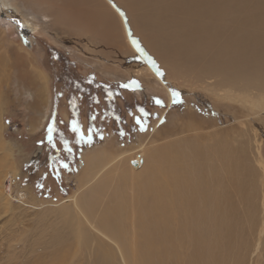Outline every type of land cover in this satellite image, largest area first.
I'll list each match as a JSON object with an SVG mask.
<instances>
[{"label":"rangeland","instance_id":"obj_1","mask_svg":"<svg viewBox=\"0 0 264 264\" xmlns=\"http://www.w3.org/2000/svg\"><path fill=\"white\" fill-rule=\"evenodd\" d=\"M62 1L0 0V264H99L103 259L123 264L115 245L93 232L80 235L82 229L77 227L76 211L68 204L82 181L86 168L84 158L102 148L114 154L132 152L143 146L137 158V169L133 172L129 165L130 170L124 169L118 174V179L128 186L127 201L130 202L121 198L123 189L117 196V204L120 203V209L126 212L128 233L133 237L127 247L129 257L121 243H116L127 264H133L132 251L135 254L144 252L145 247L152 245L153 234L177 235L180 223L182 230H190L191 219L180 216L177 204L169 201V213L165 218L162 213L153 212V207L157 202L165 207V196L168 197L169 192L189 196L199 190L200 187L190 184L191 187L179 190V179L172 174L187 168L188 157H195L203 174L218 171L224 177L222 162L214 155L212 142L240 148L243 160L251 168L255 165L257 170L254 171L259 174H249L244 181L252 190L253 199H249L242 186L236 183L224 181L221 184L226 192L209 197L213 201L216 220L220 225L229 220L227 226L238 236L239 243L248 238V233L243 232L247 224L260 230L261 209H264V81L258 77L264 78V38L247 44L248 49L258 50L253 57L250 55L249 59L248 53L243 55V62L247 61L254 74V77L245 78L244 84L248 86L244 87L226 67L214 68L208 72L209 79L202 80V77L199 80L197 70L201 65L190 73L189 64L177 55L175 57V48L164 44L175 45L177 39L172 27L150 28L146 21L138 20H145L138 8L131 16L119 1L117 4L114 0H91V5L97 6L111 25L112 38L106 29L99 32V26L83 23V20L76 23L66 7L58 4L70 0ZM261 1L250 0L245 9H264V5L259 4ZM245 9H239L233 17H245ZM64 15H71V19ZM204 22L215 28L217 18L205 16ZM157 31L163 32L156 39L155 34L150 33ZM166 31L168 36L161 35ZM40 40L82 66L88 77L107 84L114 96L121 94L125 99L126 95L143 108V112L137 110L126 114L115 130L103 136L99 145L80 153L76 173L64 180L71 192L66 198L61 196L50 178L47 161L41 158L42 132L50 119L52 104L51 78L42 68L44 49ZM61 115L64 121L68 120L65 110ZM81 132L83 137L89 135L87 125L82 126ZM191 147H202L205 152L199 157L197 151H188V157H185L186 150ZM183 149L185 152L181 154L179 151ZM167 153L172 159H164L168 158ZM145 171L149 178L152 173L158 178L150 192L135 185L138 182L136 175ZM8 174L13 177L10 196L4 187L11 180ZM208 184L219 185H203L207 188ZM89 190L90 187L86 191ZM114 191L115 187L109 186L96 194V200L92 201L96 213L113 201L109 194ZM137 202L147 204L140 206ZM86 203L90 202L82 204ZM232 205L236 212L225 213ZM254 206L260 218L259 225L254 211H250ZM145 210L149 213L143 214ZM247 213L253 215L250 220H247ZM101 214L93 217L99 219ZM143 215L153 218L154 223L159 215L158 225L164 227L151 230L147 242L135 243L136 234L145 236L144 223L140 220ZM262 237L252 254L246 241L245 246H241L242 253L250 258L248 264L254 260V264H264V234ZM183 240L191 251L187 239Z\"/></svg>","mask_w":264,"mask_h":264},{"label":"bare ground","instance_id":"obj_2","mask_svg":"<svg viewBox=\"0 0 264 264\" xmlns=\"http://www.w3.org/2000/svg\"><path fill=\"white\" fill-rule=\"evenodd\" d=\"M90 1L91 0H70L69 3L65 1L67 5L64 4L65 2L62 3L64 5L60 2L58 4L66 7L68 10L67 12L72 15L74 20H76V23L82 20L83 23L84 21L89 22L93 26H99V32H102V30L105 29L110 31L112 33L111 35L109 32L110 36L114 38L113 29L104 19L103 15H101L100 12L102 11L97 6L91 5ZM114 1L117 4L118 1L121 2L123 10H128L126 12L127 14H131V16L133 14L135 15L136 8L140 9L142 15L145 17V20L142 18L138 20L144 22L146 21V25L150 26V28L169 26L172 27L173 30L175 29L174 34L177 39L175 40V45L171 46L168 43L164 44L168 47L175 48V57L178 56L189 64L187 65L190 68V73L196 71L199 64L201 65L199 66L200 69L197 70L199 71L198 75H200L199 80L202 79V77V80L209 79L208 72L214 68L226 67L231 70L235 79L241 81V84L244 87L248 86L246 83L244 84L245 78L247 77V79H249L248 76H253L254 74L253 70H250L251 67L246 63L247 61L243 62V55L248 53L249 59L250 55L253 57L258 50L248 49L249 47H247V44L249 42H258L259 39L264 38V9L254 11L252 10L254 8L248 9L247 7L246 10L245 6L250 2V0ZM259 4L264 5V0H262ZM239 9H245L247 11V13L245 12V17L239 19L234 18L233 15L236 14ZM67 12L63 11V13L66 14ZM225 13H227L226 17L224 16ZM71 15H68L70 19ZM64 16L63 17L66 19L69 18L66 15ZM205 16L208 18H217V25L215 28L212 24L204 22ZM226 25L228 28L223 29L222 27ZM212 29L214 30L208 32ZM162 32L159 31V33ZM159 33L157 31L150 33V35L155 34V38L157 39ZM164 33L165 34L161 35L168 36V31ZM94 40L97 41V39ZM262 66L264 69V59L262 61ZM262 77L259 76L258 78L263 79L264 81V78ZM260 81L261 80H259V82ZM37 91H39V89H37ZM212 144V151L214 155L222 162L221 170L225 172L224 177L218 171L203 174L197 167L198 165L195 157L190 158L187 156L188 151H197L198 156L202 157V154L205 152L202 147H191L186 150V152L185 149H183L179 152L181 154H184L185 152V157H188V165L186 169H181L182 172L172 173L179 179L177 188L181 190L183 187H191L189 186L190 184L194 185L196 188L200 187L199 190L189 196L186 193H179L178 195H175L170 194L169 192L168 197L165 196V207H163V204L160 202L155 203L153 207V212L159 213V215L162 213V216L165 218L169 213V207L167 206L169 201L177 204L181 210L180 216L184 218L189 217L191 219L190 230H182L180 228L182 223H180L177 235L172 234L170 236H161L158 233L153 234L152 237L158 239L156 241L154 239L151 246L145 247L144 252L138 251L135 254L132 251L134 259L133 264H248L250 261L248 254L242 253L241 246H245L246 241L252 249V254L256 248L255 246L257 242L260 240L262 241V235L264 234V209H261L262 225L260 230L250 224H247L243 232L245 233L246 231L248 233V238L239 243L238 236L233 233L231 227L227 226L230 221L226 219V222L220 225L218 220H216L213 201L210 200L209 197L216 193H220L221 195L224 194L226 190L221 184H223L224 181H228L242 186V190L248 194L247 197L249 199H253V194L251 195L252 190H249L248 185L244 184V181L249 174H253V176H258L259 174L257 175L258 172L256 173V171H254L257 170L256 167L254 169L255 165L251 168L246 161L243 160L240 148H233L228 144H221L219 141L212 142ZM141 147L143 146L138 147L132 152L124 151L121 153L116 152L114 154H111L105 148H102L85 157L84 162L86 163V168L82 181L78 183V188L73 198L68 203L76 211L78 220L77 227L82 229L79 230L80 235L93 232L101 236L109 243L115 245L119 250L123 264H127V262L116 241L121 243L123 251L128 256L127 247L128 244L132 242L133 237H130L128 233L129 226L127 224L128 218L125 216L126 212L120 209V203L117 204V196L123 189L124 190L121 192V198L125 199L126 202L130 204V202L127 201L128 186L125 182L118 179V174L121 170H130L127 168L129 165L133 167V172L137 169V158L140 154ZM158 149L159 148L155 149L154 152ZM116 151H119L118 148ZM167 154L168 158L166 157L164 159H172L171 154ZM128 156L129 159L126 160ZM260 159L261 158H259V160ZM123 161L125 162L119 166V164ZM262 162L263 161H259V163ZM262 174L264 177V173ZM8 176L12 181L9 180V183L3 186L5 187L6 193L10 196L13 177L10 176V174H8ZM80 178L81 177H79V179ZM136 178L138 179V182H135V185L140 187L141 190H146L147 192L151 191L154 180L158 179L154 173H152L149 178L146 171L136 175ZM206 183H216L219 185L216 186L208 184V187L205 188L206 185L203 184ZM109 186L115 187L116 190L109 194V197H112L111 199H113V201L108 205H105L104 209L100 212L102 214L99 216V219H97L93 216L99 215L100 213H96L92 208V201L96 200L95 196L98 192L101 193ZM89 187L91 190L86 191ZM81 197L87 198L86 200L81 201ZM88 201L90 202L89 204H82L83 202ZM249 203L252 205L254 204L253 202ZM137 204L143 206L147 203L137 202ZM255 210L256 206L250 209V211H254L253 215L257 217V225H259L260 218L258 217V211ZM234 212H236L234 205L225 210V213ZM147 213H149V210H145L143 212V214ZM159 215L156 217L155 223L153 218L147 215L141 216L140 220L144 223L142 228L145 230V236L142 234H136L134 238L135 243L147 242L151 234V230H158L160 227H164L162 224L158 225L160 223ZM253 215L247 213V220H250ZM154 224H156V226L153 227ZM148 225L150 227H147ZM185 238L192 248L191 251L183 240ZM102 261L103 262L99 264H113L108 259H103ZM253 262L252 264H254Z\"/></svg>","mask_w":264,"mask_h":264},{"label":"trees","instance_id":"obj_3","mask_svg":"<svg viewBox=\"0 0 264 264\" xmlns=\"http://www.w3.org/2000/svg\"><path fill=\"white\" fill-rule=\"evenodd\" d=\"M40 42L44 49L42 68L51 78L52 104L50 119L42 132L41 158L47 161L50 178L66 198L71 192L64 180L76 173L80 153L99 145L103 136L115 130L126 114L143 112V108L126 95L125 99L121 94L114 96L107 84L88 77L82 66L52 45ZM62 110L68 115L67 121L62 118ZM73 123L80 128L79 133L72 130ZM83 125H87L89 135L80 139Z\"/></svg>","mask_w":264,"mask_h":264},{"label":"snow or ice","instance_id":"obj_4","mask_svg":"<svg viewBox=\"0 0 264 264\" xmlns=\"http://www.w3.org/2000/svg\"><path fill=\"white\" fill-rule=\"evenodd\" d=\"M157 103H160L159 101H157ZM72 130L74 131V132H80V128L75 124V123H73V126H72ZM50 132H51V130H50ZM84 137H83V134L81 133V135H80V139H83ZM49 140H51V135H49Z\"/></svg>","mask_w":264,"mask_h":264}]
</instances>
